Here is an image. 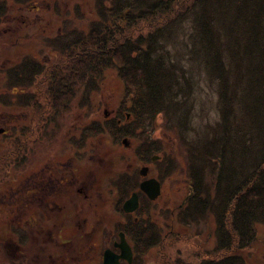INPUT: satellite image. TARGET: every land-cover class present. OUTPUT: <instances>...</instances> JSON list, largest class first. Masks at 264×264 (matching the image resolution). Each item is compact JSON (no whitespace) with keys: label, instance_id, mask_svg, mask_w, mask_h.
<instances>
[{"label":"trees","instance_id":"obj_1","mask_svg":"<svg viewBox=\"0 0 264 264\" xmlns=\"http://www.w3.org/2000/svg\"><path fill=\"white\" fill-rule=\"evenodd\" d=\"M39 1L0 0V24L12 4L39 9ZM52 5L57 15L56 0ZM78 5L74 19L80 20ZM87 5L94 12L87 26L75 25L67 10L60 16L64 30L52 39L51 62L29 55L5 70L0 104L29 109L30 124L14 145L0 147V190L7 175L21 168V135L28 136L29 155L51 141L77 98L81 95L78 103L85 106L114 68L124 86L120 114L113 124L85 127L84 140L106 133L114 141L123 134L136 138L141 135L135 129H141L150 144L158 140L161 118L184 148L190 187L183 203L165 215L170 230L152 220L143 203L138 218L121 228L132 245V264H146L147 253L166 247V239L200 236V225L210 219L216 222V244L207 251L213 256L173 262L166 254L159 264H248L243 251L254 246L264 224V0H90ZM204 84L215 96L200 104L196 94ZM142 148L136 146V155L151 162L157 151L151 144ZM158 165L163 181L177 162L168 158ZM138 183L124 173L115 180L111 196L118 197L117 207ZM176 222L185 227L183 233L173 229ZM12 229L21 247V227ZM6 231L0 224V236ZM4 239L0 246L8 262L2 264H25L16 244L19 255L6 254Z\"/></svg>","mask_w":264,"mask_h":264},{"label":"rangeland","instance_id":"obj_2","mask_svg":"<svg viewBox=\"0 0 264 264\" xmlns=\"http://www.w3.org/2000/svg\"><path fill=\"white\" fill-rule=\"evenodd\" d=\"M88 1L90 0H56L59 9L57 15H54L51 10L53 0H40L37 3L39 9L36 6H32L34 4H12L9 16L0 24V91L4 89L2 79L5 76V70L12 64L19 62L29 55L35 56L45 62H51L54 59L55 52L51 49V45L53 44L52 39L64 30L62 29L63 20L60 19V16H65V10L70 13L69 17L73 18L75 25L87 26L88 20L93 17L94 13L91 7L87 5ZM76 4H79L78 6L82 11L83 17L80 20L79 18L74 19L77 15ZM204 86L205 88L198 90L196 94L197 101L200 104L206 103L203 99H206L208 96H211L210 98L215 96L209 85L204 84ZM77 99L72 106L73 108L67 112L65 124L59 128L60 130L56 137L31 150L28 160L29 173L37 171L39 165L53 163L52 166L56 167V165L59 166L62 162L75 161L74 155L78 154V151H75L76 148L74 149L71 143L79 144L82 141L81 145L83 144L85 137L83 131L85 127L87 128L93 123L104 125L106 121L112 124L115 123V118L119 116V111H121L120 105L124 101L123 82L118 76L117 71L114 68H110L103 75L100 88L92 92L91 98L87 102L83 101L85 106L78 103L79 100L80 102L82 100L81 95ZM209 105L208 103L207 106ZM5 108L7 107L0 104V128L18 126L19 121L13 120L17 118L23 119V123L28 122L29 111L26 108L15 109L16 107H11L6 113L4 111ZM126 112H129V110L124 109V116ZM217 116L216 109L212 104L210 107V119L214 120ZM199 118L201 119V116ZM123 126H126V124ZM130 127H133V124ZM135 131L137 133L140 132L141 135L140 137H136L137 139L133 135L123 134L118 140L114 141L108 133L97 135L93 139L91 137L87 138L85 156L90 153L92 156L89 162L88 160H84L81 164L90 163L89 165L93 166L94 173H92V178L95 177L93 179L95 182L94 193L101 195V199L98 200L95 196L93 206L92 208H87V213L88 215L90 214L91 220L100 219L103 216L104 224H102L103 227L97 226L95 228L92 242L85 247L82 257L76 258L70 264H102L104 249L108 247L109 243L112 244L114 240L118 239V233L126 225V222H122L121 216L113 212L110 195L111 190H115L116 188V184H114L115 180L123 173L125 177L129 175L132 179L140 181L142 176L139 173V169L143 165H149L150 176H160L158 161L160 163L163 161L166 164L168 158L175 159L177 167L171 175L163 179V192L159 199L153 203H150L148 200L143 202V209L150 207L152 220H155L160 226L169 230L170 228L164 220L166 218L165 215L168 211H175L187 197L190 187L188 174L184 169L186 158L183 157L184 148L180 146L181 143L178 141L175 131L163 125L160 118L155 131V139L158 140L150 143L153 150L157 151L150 155L151 159L153 155H157L159 158L152 162L142 161L136 155V146L142 144V149L150 146V138L142 135L141 129H135ZM130 136H132L131 139ZM124 139H128V145H125ZM2 145L3 143L0 140V146ZM83 151L81 150V152ZM22 173V169L20 168L18 171L11 172L10 175L16 176L17 180L15 182L19 184ZM137 173H139L138 178L135 176ZM129 179L131 180V178ZM4 192L6 193L5 189ZM1 195L3 194L0 193V199ZM96 201L98 202L97 205H99L98 209H96ZM174 224L173 229L179 234L185 231L184 226L177 224V222ZM215 224V220L210 219L209 222H204L203 225H200V236L186 237L182 234L175 239H166V247L160 248L159 251L156 248H152L147 253L145 258L146 264H159V259L162 258V255L166 254H168L169 259L171 258L173 262L178 258L201 259L213 256V253L208 254L211 252L207 251L213 250L216 244L214 236ZM86 229L91 230L89 227ZM69 231L65 235L69 236L76 233L79 236L80 234V231L78 232L77 229H70ZM190 231L194 233L196 228H192ZM257 232V242L251 249L243 251L248 258V264H264V224L259 226ZM108 237L109 240L111 239L110 242L107 241ZM79 245L81 247L82 244ZM2 262L7 263L8 259L5 256L3 248L0 246V264ZM60 262L68 264L66 263L68 260H60Z\"/></svg>","mask_w":264,"mask_h":264},{"label":"flooded vegetation","instance_id":"obj_3","mask_svg":"<svg viewBox=\"0 0 264 264\" xmlns=\"http://www.w3.org/2000/svg\"><path fill=\"white\" fill-rule=\"evenodd\" d=\"M5 90L6 88L3 89V91ZM10 108H5V113ZM20 108L23 107H16L15 109ZM27 110L29 111L28 122L23 123L22 118V120L17 118L13 120L19 121L18 126L0 128V140L3 143L0 147H9L19 140V133L23 132V128L28 127L30 124V110ZM87 142L86 139L83 140L82 145V141L79 144L71 143V146L74 149L76 148L75 151H78V154L74 155L75 161L62 162L56 167L52 166L53 163L39 165L37 171L29 173L28 136H25L24 133L21 135L20 146L23 148L21 150V169L23 173L20 175V182L19 184L16 183V176H11L10 172L7 175H10V177L4 184L5 188L2 187L0 190V193L3 194L0 199V224H4L8 230L5 232V236H0V238H5L4 240L7 242L5 251L9 257H17L19 255L14 247V244L17 245L18 243V236L13 233V227H21L22 245L21 247L17 245V249L21 250L22 260L25 264H62L60 260H68L66 263L70 264L76 258L82 257L85 247L92 242L95 228L97 226L103 227V216L100 219L91 220L90 214L88 215L87 213V208H92L93 206L95 196L97 200L101 199L99 193H94L95 182L93 179L95 177L92 178V173H94L93 166L89 165L90 163L81 164L84 160H88V162L91 160V153L85 156ZM81 150L84 151L81 152ZM154 156H152V161H156L153 160ZM143 166H148L150 171L149 165ZM87 173L88 175H86ZM141 176L142 179L138 183L139 187L143 180L152 178L149 172L146 176ZM155 178L160 182L161 192L154 200L150 199L148 194L141 188H138L131 191L130 195L123 199L121 208H119L117 207L118 197L115 199L114 196L110 195L113 212L121 216L122 222L127 223L128 219L136 220L138 218L139 210L146 199L145 197L151 203L159 199L163 192V181L157 175ZM134 192L138 193L139 206L134 211L126 212L123 204ZM95 203L96 209H98V202L96 201ZM88 227L91 230H87L86 228ZM70 229L80 231L79 236L76 233L69 236L65 235ZM120 232L118 233V239L114 240L112 244L109 243L106 248H111L116 252L120 251L115 245L120 240ZM107 239L108 242L111 241L109 237ZM79 244H82L81 247ZM121 262L122 264H129L125 259H122Z\"/></svg>","mask_w":264,"mask_h":264},{"label":"water","instance_id":"obj_4","mask_svg":"<svg viewBox=\"0 0 264 264\" xmlns=\"http://www.w3.org/2000/svg\"><path fill=\"white\" fill-rule=\"evenodd\" d=\"M125 145H128V139H124ZM159 156L155 155L153 160L158 159ZM149 172L148 166H143L140 170L141 175L146 176ZM140 188L146 192L150 199H156L161 192L160 182L155 178H148L141 182ZM139 206L138 193L134 192L123 204V208L126 212L134 211ZM119 248V252L108 248L104 251L103 264H122L121 260L125 259L129 264H132L134 254L131 244L126 238L125 233L120 232V240L115 243Z\"/></svg>","mask_w":264,"mask_h":264},{"label":"bare ground","instance_id":"obj_5","mask_svg":"<svg viewBox=\"0 0 264 264\" xmlns=\"http://www.w3.org/2000/svg\"><path fill=\"white\" fill-rule=\"evenodd\" d=\"M121 232L125 233L124 231H121ZM125 235H126V233H125ZM106 249H108V248H106ZM106 249H105V250H106Z\"/></svg>","mask_w":264,"mask_h":264}]
</instances>
